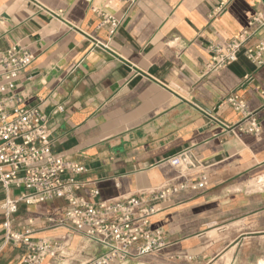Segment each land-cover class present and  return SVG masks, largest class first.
I'll return each mask as SVG.
<instances>
[{"label": "crops", "instance_id": "crops-1", "mask_svg": "<svg viewBox=\"0 0 264 264\" xmlns=\"http://www.w3.org/2000/svg\"><path fill=\"white\" fill-rule=\"evenodd\" d=\"M103 13L120 22L114 36L100 27ZM258 13L264 0H0V52L21 46L33 56L15 93L48 116L54 153L87 170L80 195L99 203L149 193L178 177L169 160L181 154L194 180L207 176L202 192L156 204L152 227L167 246L126 264H264V54L260 65L247 55L264 28L236 62L210 68L211 47L239 37ZM233 94L259 136L235 134L243 116L227 103ZM6 195L1 188L0 203ZM64 206L22 207L12 219ZM39 224L37 238L66 233ZM70 250L75 260L62 264L106 253L80 235ZM23 253L0 233V264H22Z\"/></svg>", "mask_w": 264, "mask_h": 264}, {"label": "built area", "instance_id": "built-area-1", "mask_svg": "<svg viewBox=\"0 0 264 264\" xmlns=\"http://www.w3.org/2000/svg\"><path fill=\"white\" fill-rule=\"evenodd\" d=\"M119 24L113 15L101 14L100 27L105 28L109 36L115 35ZM263 28L264 14L258 13L239 37L227 44L213 45L210 68L220 69L236 62L245 43ZM102 47L108 49L107 45ZM262 54L264 43L247 50L248 58L258 65ZM32 61L31 52L21 46L0 52V185L7 194L0 203V233L5 243L24 251L19 258L22 264L74 261L76 253L70 250L73 235L106 249L105 254L82 264H126L162 251L167 246L164 231L152 227V219L161 212L156 204L169 205L184 192H202L207 176L201 174L194 180L190 176L192 169L185 167L187 157L181 154L169 160L179 171L178 177L149 193L99 203L80 195L85 184L78 181L77 176L87 170L54 153L47 128L48 116L39 108L24 106L22 98L15 93L21 74ZM227 103L243 116L235 134H261V125L238 95H231ZM12 187L22 189L19 197H9ZM92 195L97 197L99 191L94 190ZM54 200L65 203L57 215L29 217L14 224L12 217L22 207L31 208ZM40 222L50 228H65L66 233L56 238H37Z\"/></svg>", "mask_w": 264, "mask_h": 264}, {"label": "rangeland", "instance_id": "rangeland-1", "mask_svg": "<svg viewBox=\"0 0 264 264\" xmlns=\"http://www.w3.org/2000/svg\"><path fill=\"white\" fill-rule=\"evenodd\" d=\"M0 190H1V185H0ZM13 190V189H12ZM14 192H15V194H18V193H20V189H18V190H14Z\"/></svg>", "mask_w": 264, "mask_h": 264}]
</instances>
